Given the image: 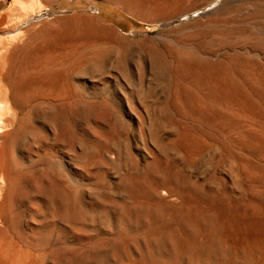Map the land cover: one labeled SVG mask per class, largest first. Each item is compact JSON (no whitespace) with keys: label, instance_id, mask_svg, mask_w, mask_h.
Here are the masks:
<instances>
[{"label":"bare ground","instance_id":"obj_1","mask_svg":"<svg viewBox=\"0 0 264 264\" xmlns=\"http://www.w3.org/2000/svg\"><path fill=\"white\" fill-rule=\"evenodd\" d=\"M20 1V4L26 2L18 0L17 4ZM44 1L46 4L43 5L38 0V5L40 3L43 9L40 5L41 11L38 9L40 12H36L37 14L35 13V8L38 6L35 3L37 2L30 1L32 5L29 4L35 9L33 15L26 21L19 22V28L16 27L14 33H10V37L8 35V38L0 39V78L7 82L10 90H7L6 85L5 89L3 85L5 82L0 84V138L5 143L1 148L3 153L1 155L4 157L1 158L4 163L0 162V164L2 163L5 167L6 179L12 176V151H15L17 143L27 135L39 134V129L43 127H38L35 131L37 123L44 125L45 122H48V125L52 124L55 129L58 125L63 124L60 120L64 119L66 126L64 133L74 140L73 132L75 133L76 130L73 131V127H75L73 124L76 122L72 123L73 120H69L73 113L71 112V115L64 113L63 115L60 112V107L64 104L66 112L76 110L78 117H90L97 108V104L91 102L92 100L90 101L87 95L92 90L100 91L105 98L101 105L105 107L111 104L116 105L122 110L124 116L136 123L135 142L143 151L142 157L145 163L140 166L137 161L139 163L137 166L134 161L130 162L129 150H131L132 141L122 142L123 139L118 141L113 138L108 132L111 124H108L106 117L97 119V123L106 128L105 131H99L96 128L98 131L94 133L87 126L93 134V142L90 145L86 143L84 145L83 139L82 142L81 140L72 141L74 145L71 143L73 147L70 146L71 151L69 152L73 153L76 158L83 161L95 160L111 168L124 170L121 180L118 181L123 203L120 200L121 204L119 203V205L121 206H117L113 203L119 199L112 198V200H116L113 203L110 199L111 206L112 204L117 206L114 207L116 214H113L117 215L118 221L107 223L111 227L114 222L112 228L116 229L117 235L113 233V238L116 235V241H112V243L109 242L111 240L109 239L107 247L91 245L88 248L89 254L82 257L80 264L98 262L103 258L102 255L115 257L118 250L120 251L118 256L126 257H129L128 252L134 250V257L125 260L127 264H161L163 262L170 264L167 261L172 263L186 261L189 264L199 261L196 263L201 264L200 260L214 261L215 264L246 262L264 264V191L255 195L256 197L252 200L235 196L236 190L240 187L255 188V191L256 188L264 190V23L256 20V17H245L236 21L235 26H227L224 23L227 27L223 24L224 27L219 26L220 28H218L214 24L207 25L208 17H203L204 14H201L199 15L201 17H187L185 22L178 23L177 30L181 32L182 37L170 34L172 32H162L153 35L151 40L145 37L136 39L124 35L114 25L106 23L100 17L85 13L64 12L59 14L53 12L49 20L41 21V25L35 26L42 19L40 17L42 13L49 11L57 0ZM103 1L151 23L177 20L179 18L177 16L187 15L189 11L204 4L201 3L204 0H190L187 4L184 2L186 0ZM23 4L20 9H17L20 13L28 8L32 9L29 7L30 5L28 8L26 7L27 2L25 6ZM34 4L36 7H33ZM224 5L219 4L211 13H216ZM15 7L13 6L12 11L16 9ZM14 12L16 17V11ZM24 13L19 16H26L27 12ZM9 18L11 19V15ZM9 23L11 25L13 21ZM20 27H28L27 35L24 33L25 31L22 32L25 28L22 30ZM251 27L260 28L262 31L255 32ZM208 29L212 36L205 38L203 33ZM20 30L22 31L20 32ZM203 40L208 45L202 44ZM132 74L135 75V80H130V77H133ZM73 78H77L79 81L77 92L80 97L71 100L72 103L68 104L69 99L62 95L72 91L69 90V83L67 85L66 80ZM112 81L117 83L114 89L116 100L111 97L106 88V83L110 84ZM7 91L13 102L20 103L30 109V114L25 116V119H16L13 112L15 109L12 110L13 113L10 111ZM18 93L26 96L17 98L16 96L20 95ZM53 94H56L55 97H50ZM98 99L99 97L96 100ZM151 103H155V106H151ZM106 109L104 111H108ZM74 113L76 112L74 111ZM105 113L107 116L109 115L107 112ZM117 113V111H113L111 116L116 117ZM122 117L121 119L124 118ZM90 120L88 123H92L96 118L91 122ZM116 122L115 125H117ZM35 123L36 125L33 126ZM111 123L114 122L111 121ZM91 125H93V130H96L94 123ZM80 136L79 134L78 137ZM82 136L87 139L85 133ZM35 137H37L36 134ZM21 143L23 147V142ZM131 152L133 153V151ZM137 157L134 156V158ZM53 162L55 163V161ZM97 162L94 164L96 165ZM19 163L21 162L19 161ZM174 164L180 165V169H178V165L177 169L174 168ZM101 166L104 165L101 164ZM57 169L55 170L57 171ZM38 171H40L39 174L37 173L38 177L51 179L49 177L54 176V171L51 168H41V170H36V172ZM29 174L31 173L29 172ZM2 176L4 177V175ZM32 176L35 177L34 174ZM56 176L58 177L57 173ZM13 182L11 183L13 184ZM20 183L22 182H19L21 189ZM36 183L34 182V184ZM56 183H51V186ZM219 184H225L227 191L218 190ZM35 188L34 193L37 188L40 189L37 185ZM106 188H104L105 191H107ZM55 189L53 191L56 193ZM67 191H64L63 198H59L63 200L60 202L62 206L56 202V200L58 201L57 194L55 196L45 191L48 194L46 199L49 198V203L52 204L51 211L55 209V202L58 204V208L61 207L58 209L61 221L63 218L70 219L79 225L94 217L95 223L100 210H97L98 216L97 213H91L86 208L87 206L79 205L80 201L83 202V198L80 197V199L76 198L79 199V202L77 201L79 204L74 205L73 195L71 196ZM101 191L103 192L102 188ZM114 191L116 193L117 190ZM17 192L19 195V191ZM39 192L41 190L37 193L40 194ZM45 192H43L44 195H41L42 198L45 196ZM95 192L97 193L98 190ZM95 192L90 191V193ZM6 193L9 194L7 190ZM5 196L6 194L4 198ZM103 196H101L102 199L105 198ZM109 196H106L107 200H109ZM76 199L74 200L76 201ZM103 202L107 203V201ZM6 203L8 202L6 201ZM40 204L37 205L40 206ZM46 204L48 203H44V205ZM107 205L110 204L107 203ZM47 207L44 209L46 210ZM105 210H101L100 215H104ZM110 210L112 209L109 208ZM45 213L48 214V212ZM45 213L43 214L45 215ZM107 214L108 212L105 215L107 216ZM109 214L111 215V213ZM55 216H58V212ZM102 217L100 219H103ZM11 222L13 223V221ZM63 222L65 223V220ZM122 223L130 231L132 228L140 227L141 233L135 232L139 236V238L137 237L138 242L131 241L133 238L127 239L126 231L128 229L125 226H123L125 235L122 229L123 232L120 231ZM90 224L92 223L90 222ZM73 225L75 224L73 223ZM101 225L103 224L101 223ZM77 229V231L80 230ZM113 229H110V232H113L111 231ZM131 236L129 235V237ZM2 237L0 236V264H26L27 262L19 254L20 252L18 253L13 248V243H10L12 247ZM238 252L242 253L241 259H238L236 255ZM77 254L75 253V255ZM71 256L68 257L73 260L74 255L73 258ZM118 256L116 258H122ZM102 261L105 263L103 259ZM65 262L72 264V261L67 258Z\"/></svg>","mask_w":264,"mask_h":264},{"label":"rangeland","instance_id":"obj_2","mask_svg":"<svg viewBox=\"0 0 264 264\" xmlns=\"http://www.w3.org/2000/svg\"><path fill=\"white\" fill-rule=\"evenodd\" d=\"M16 1L18 2V0H0V17H1L0 20L2 19L1 20V24H0V29H1V27H3L0 30V39L1 38L2 39L3 38L4 39L5 38H8V35L10 37L11 34L14 33V30H16V27L19 28L20 23L26 21L28 18H30L33 15L32 13L34 12L35 9H36L35 10V13L36 12L38 13V12L41 11L39 9V7L41 5L40 3H42L43 5L46 4L44 0H40L41 2L39 3V5H38V0L35 1L37 3H35L33 0H25L28 3V4H26V2H25L27 8L31 4V2H34L35 4H37L38 5L37 6L38 8L34 4L33 7H36V8L33 9L31 7V5H32L31 4L29 7H31L32 9H29L28 8L25 11L23 10V12H25V13L27 12V14H26V16L25 15L24 16L22 15L23 17H21V15L19 16V14H23V12L20 13L19 10H17V9H20V7H21V5L23 3L20 4L21 3V1H20L17 4ZM23 1L24 0H22V2ZM189 1L190 0H186L184 2H185V4H187V3H189ZM199 2H201V1H199ZM201 3H204V4L199 5L194 10L189 11V13L187 15H179V16H177V17H179L177 20L176 19H174V20L172 19V20H170V22L168 21L166 23H163V21L158 22V23H155V22L154 23H151V22H147L145 20H141V19L137 18L136 15H134V14H132L130 12H127L124 9H121L120 7H116V6L112 5V4H109V3H107V2H105L103 0H57L55 3L52 4V7H53V8L51 7L52 9L50 8L49 11H47L45 13H42V16H40V17H42V19L40 21H38L35 26L41 25L42 22H44L46 20H49V18L52 17V13L53 12L54 13H59V14L64 13V12L85 13V14H89V15L96 16V17H100L106 23L114 25L124 35H129L131 37H135L136 39H142V38L145 37L146 39L151 40L152 37H154L155 35H157L159 33H162V32L163 33H170V32H172L170 34H172L174 36L182 37L181 32L177 30L179 28V27H177L178 23L185 22L187 20V17H201V16H199L201 14L202 15L204 14L203 17H208V21H206V24L207 25H209V24L210 25H213L214 24V26H216L218 28L226 26L225 24H227V26H235V22L236 21H239V20H241V19H243L245 17H256L255 18L256 20L264 23V0H260V1L259 0L258 1H256V0H230V1L229 0H226V2H225V0H209V1L208 0H204V2H201ZM221 3L222 4H225V5L220 10H218L216 12L218 14H216V13L212 14L211 12L213 10H215L219 6V4L221 5ZM25 4H23V5L25 6ZM13 6H16L15 7L16 9H14V11H16V17L14 16L15 15V12L12 11ZM41 9H43V6H42ZM30 12H31V14H30ZM224 12H226V13H224ZM11 13L12 14L14 13L13 16H12ZM10 15H11V19L10 18L8 19V17ZM43 15H46V16H43ZM2 17L4 18V20H3ZM215 17H217V18H215ZM211 19H212V21H211ZM10 21H13V23H11V25L9 23ZM6 23L9 24V25H7ZM217 23H219V24L217 25ZM5 24H6V26H5ZM12 24H14L13 26L15 27V29H13L14 27H12ZM223 24H224V26H223ZM5 27H7V28L10 27V28L7 29ZM23 28H25V30H23ZM27 28L28 27H20V29L23 30V31L20 30V32L21 31L22 32L25 31L24 33H26V35H27ZM9 29H12V30H9ZM251 29L253 31H255V32H261L262 31V29L256 28V27H251ZM3 30H4V32H3ZM170 30H172V31H170ZM208 30H209L210 33L208 32ZM208 30L203 33L204 34L203 36H205V38H209V37L212 36L210 29H208ZM23 36H25V35H23ZM202 44H204L205 46L208 45L206 42H204V40L202 41ZM135 78H136L135 75H133L132 78L130 77V80H132V79L135 80ZM0 79H2L1 81H3V82L0 81L1 82L0 84H2V83L5 82V80L3 78H0ZM59 82H61V81H59ZM66 83H67V85L69 83L68 88H69L70 91L71 90L72 91L69 94H63L62 97L65 96L66 98H68L69 99L68 104H71L72 103L71 100H74V99L80 97V95L77 92L79 81H78L77 78H73V79H69L68 81L66 80ZM116 84L117 83L115 81L110 82V84L106 83L107 91L110 93V95H111L112 98L114 97L115 100H116V98L114 96L115 95V90L114 89H115V86H117ZM3 85H4V87L6 85L7 90H9L8 89L9 85L7 84V82H5V84H3ZM59 86H60V84L58 85V87ZM6 87H5V89H6ZM7 94H8L7 95L8 96L7 97L8 98V103H10L9 106L11 108L10 111L12 112V110L15 109V110H13V112L16 115V119H25L30 114V109L28 107H26V106L21 105L20 103L13 102L12 101V97L8 93V91H7ZM18 94H20V95H18ZM18 94H17L18 96H16L17 98L18 97L21 98V97H25L26 96L25 94H22V93H18ZM100 94H101L100 91H96V90L94 91V90H92L87 95V97L89 98V100L90 101L92 100L91 102H93L94 104H97V108L95 109L96 112L95 111L92 112V115H91L92 118H90L91 116L90 117H85V118L84 117H82V118L81 117H78V114H77L78 112L76 110H74L76 113H74L73 110H70V111L66 112L65 111V105L64 104H62V106L60 107L61 108L60 112H62L63 115H64V113L65 114H70L71 112L73 113L72 115L70 114L71 116H70L69 120H71V121L73 120L72 123H75L76 122L75 124H73V126L75 125V127H73V131L76 130L75 133L73 132V136L75 138L74 140H77V141L78 140L79 141L81 140V142L84 140L83 141L84 142V145H86V144L87 145H90L93 142L92 141L93 134L91 133L90 128H91L92 132H94V133L96 131H98V129H99V131L100 130H104L105 131L106 128L104 126L102 127V124L101 125L98 124L97 123V119H102L103 117H106L108 119V124H111L110 130L112 129L111 132H110V130L108 132L111 134V136L113 138H115L118 141H119V139H121V140L123 139L122 142H124V141H130V140L132 141V142L130 141L131 142V147H130L131 150H129V153H130L129 155L132 157V158L130 157V162L131 161H134L135 165H137V164L140 163V166H142L145 163V160L142 157V155H143L142 149L139 146H137L136 145V142H135V136H136V133H137V125H136V123L134 121L130 120L128 117L124 116L122 110H120L116 105L111 104L110 106H106V107L103 106V105H101L105 101V98H104V95H102V94L100 95ZM55 95L56 94L50 95V97H52V96L55 97ZM35 96L37 97L39 95H35ZM35 96H33V97H35ZM98 97H99V99L96 100ZM91 98H93V99H91ZM99 100H101V101H99ZM96 102H98V103H96ZM154 104L155 103H151L150 105L151 106H155ZM112 105H113V108L111 107ZM12 106H14V107L12 108ZM106 108H109V109H106ZM114 108H115V110H114ZM105 109L108 110V111H104ZM113 111H117L118 113H120V114H118V113L116 114L117 116L119 115L118 116L119 119H117L118 118L117 116L116 117L114 115L111 116V113ZM105 112H107L109 115L107 116ZM121 117L124 120L121 119ZM95 118H96V120H95ZM78 119H79V121H78ZM85 119H87V120H85ZM93 119L96 122L93 121ZM63 120L61 119L60 122H62L64 124V121ZM84 120H85V122H84ZM89 120H90V122L91 121H93V122L92 123H88ZM111 121H113L114 123H111ZM115 121H117L116 122L117 125H115ZM93 123L95 125L94 126V129H96V128H98V129L93 130V125H91ZM37 124L38 125H36V123L33 124V126L36 125L35 126L36 129L34 128L35 131H37V128L38 127L39 128H42L43 127L42 129H39V131H41V132L38 131V133H39L38 135H37V133H34V136L36 134L37 137L34 138L33 135L32 136L31 135H27L25 138H23L22 140H20L17 143V145L15 147V151H12L11 161L13 163H12V176L10 178H7L6 179V177H5V171H4V168L5 167H4V165H2V163L0 164V167L2 166V168H0V196H2L0 198V207H1L0 208V212H2V214H3V216H2V214H0V236L1 237L2 236L4 237L6 235L4 237L5 241L8 244L13 243V246L14 247L11 244L10 245L18 253L20 252L19 254L24 258L25 262H27L26 264H64V263L65 264H68V263L65 262L66 261V258L67 259H70V261H72V264L73 263L74 264H80V260H82V257L87 256V254H89V249L88 248H90L91 245L92 246L94 245V246H101V247H105L106 246L107 247V246H109V244H107V243L112 242V241H116V238H117L116 237L117 234L115 233L116 232V229H113L112 228V227H114V224H113L114 222L112 223L111 227L108 224L111 221H114V220H115V222L118 221V217H116L117 215H114V214H116L114 212V207L116 208L117 206H121V205H119V203L121 204V202L123 201V199H122V197L120 195V183L118 181L121 180V177L123 176L122 174H123L124 170L111 168V167H109V166H107V165H105L103 163L97 162L95 160H92V161L91 160L90 161H83L82 159H80L78 157L76 158L73 155V153L71 154L69 152V151H71L70 148L73 147V145H74V142L72 143V141H74V140H73V138L68 137L64 133L65 132V128H66L65 124L64 125L63 124H60L55 129L52 126V124L49 123V125H48V122H45L44 125H42V124L40 125V123H37ZM87 126L90 127V128H88ZM82 127H83V130H82ZM52 128H53V130H52ZM131 128H133V129H131ZM62 129H63V131H62ZM77 129H78V131H77ZM43 130H45V131H43ZM51 130L54 133L56 132L55 135H53L54 133ZM79 130H80V132H79ZM46 132L47 133L50 132V133L47 134ZM83 133H85L87 139L84 138L85 137L84 135H83L84 137L82 136ZM79 134L82 137L81 136L78 137ZM76 135H77V137H76ZM30 136L32 137V139L30 138ZM28 137H29V139H28ZM0 139H1V142H0V160L1 161L0 162H3L4 163V161H2V158H1V157H3L2 156L3 153L1 152L2 151L1 148H3V146L5 145V143H4V141H3L2 138H0ZM24 139H26V141H24ZM65 139H67V142H65ZM88 139H89V141H87ZM68 141H70V142L68 143ZM21 142H23V147L21 145L22 144ZM18 146H20V147H18ZM16 148H17V150H16ZM131 151H133V153L135 155ZM72 152H73V150H72ZM141 152H142V154H141ZM134 156L135 157L138 156V157L137 158H134ZM74 157H75V160H73ZM19 161L21 163H19ZM53 161H55V163ZM88 162H90V164H88ZM96 162H97V164H96L97 166L94 164ZM56 163H57V165H55ZM101 164L104 165L103 166L104 168L101 166ZM46 165H47V168H51L54 171V176L49 177V178L52 179V182H51V179L42 178L40 176L38 177V175H37V173L39 174L40 171L36 172V170H38V169L41 170V168L42 169H47L46 168ZM53 165H55L54 166L55 169L58 168L57 171L54 169V167H52ZM177 165L178 164H174L175 167L174 166L173 167L177 169V167L179 166L178 169H180V165H178V166ZM13 166H15V167L13 168ZM80 166H82V167L80 168ZM93 166H94V168H92ZM137 166H139V165H137ZM82 168L85 169V170H83ZM2 170H3L4 173L2 172ZM58 170L60 171V173H59ZM115 170L116 171L118 170V171L116 172ZM28 171L31 174H29ZM32 171H33V173H32ZM34 171H35V173H34ZM55 172L57 173L58 177L56 176V173ZM25 174H27V175H25ZM33 174L35 175V177L32 176ZM2 175H4V177ZM24 175H25V177H24ZM22 177H23V179H22ZM56 177H57V179H56ZM34 178H35L36 181L34 180ZM16 179L17 180L20 179V180L17 181ZM47 179H48L49 182L47 181ZM41 180L43 181V183H42ZM53 180H54V182H53ZM63 181H65V182H63ZM99 181H100V183H99ZM11 182H13V184ZM19 182H22L23 183V184L20 183L21 189L19 188ZM30 182L32 183V187H31V183ZM34 182H37V183L34 184ZM94 182H96V183H94ZM45 183H47V184H45ZM51 183H56V184H54V186H51ZM36 185L40 189L37 188V191L34 193V191L36 190V188H35ZM7 186H8V188H7ZM40 186H43V187H40ZM49 186H51V187H49ZM55 187H57L58 189L57 188L55 189ZM99 187H100V190H101V188L103 189V192L104 193L101 191L103 194L100 192ZM114 187H115V189H114ZM218 187H219L218 190L220 189L221 192L227 191V189L225 187V184H221V185L219 184ZM3 188H4V190H3ZM42 188H43V190H42ZM104 188H106L107 191H105ZM109 188H110V190H109ZM247 188L248 187H242V188L240 187V188H238L236 190V192H235V196L236 197L239 196L241 199H247V200L250 199V200H252L257 195L261 194V192L263 193V191H264V190L259 189V188L258 189L256 188V191H255V188H248V189ZM47 189H49V190H47ZM54 189H55V191H57L56 193L53 191ZM76 189L79 190V191L77 192ZM6 190H7V192H9L10 195L8 193H6ZM16 190L19 191V195H18V192ZM39 190H41L42 193L39 192L40 194H38L37 192ZM61 190H64V191H67L68 190L69 192L68 191L67 192L70 193L71 196L73 195L72 196V198H73L72 200L74 202V205L79 204V203H80L79 205H82L83 204V206H85V207L87 206L86 208L89 209L91 213L92 212L93 213H97V216H98V212H99V216H98L97 220H95V223H94V220H93L94 217L92 219H90V220L85 221V222H88L89 223V226H88V223H85V222L83 224H79L78 225L76 222H73L70 219H65L63 217H62L63 219L61 221V217L59 216L60 215V213H59L60 211H58V209L61 208V207L60 208H58V207L59 206H62V204H60V202H61L62 199H59V198H61V197L63 198L64 197V191L62 192ZM95 190L96 191L98 190V192H100V193H98V192L96 193ZM112 190L113 191L114 190H117V191H116V193H115V191L111 193L110 191H112ZM239 190H241V191H239ZM45 191H48V194H54L55 196L57 194V196H56L57 198L56 199H58V201L56 200V202L59 203V206H58L57 203L54 202L55 209H52V211H51L52 204H50L51 202L49 203V200H48L49 198L46 199L48 197V194ZM90 191L95 192V193H90ZM43 192H45V196H43V198H42L41 195H44ZM105 192H107L108 194L105 193ZM244 192H247V193H244ZM15 193H17V194L15 195ZM113 193H114L115 196L113 195ZM3 194L4 195L6 194V196H7V197L5 196L6 200H5ZM93 194H96V195H93ZM245 194H246L247 197L246 196L243 197V195H245ZM83 195H84V197H83ZM107 195H110L111 196V197L109 196V198L107 197L109 200L106 199V196ZM20 196L21 197L24 196V197L21 199ZM96 196H98V197H96ZM101 196H103L105 198L102 199ZM8 197H10V198H8ZM77 197L78 198L79 197L80 198H83V202L82 201L79 202V199L80 198L79 199H76ZM98 198L101 199V200H99ZM112 198L113 199L114 198H117L119 200L117 202H114L116 200H112ZM74 199H76V201ZM110 199L112 200V203L114 202L113 204H116L117 206L116 205L114 206L113 204L111 206ZM3 200L5 201V203H4L5 205L3 204V202H4ZM120 200H121V202H120ZM6 201L8 203H6ZM99 201H101L102 203L99 202ZM103 201H105V202L107 201V203L110 204V205H107V203L105 204ZM40 203H43V204H40ZM44 203H48V204L44 205ZM6 204H8V205H6ZM37 204H40V206L37 205ZM56 204H57V207H56ZM48 205L50 206V208H48L49 207ZM3 206H4V209H2ZM7 206H9V207L7 208ZM46 207H47V209H50V210H47V209L45 210L44 208H46ZM104 207L105 208L108 207V208H106V210H105ZM109 208L112 209V210L109 211ZM36 209L37 210L39 209L38 211H40V212H38ZM41 210H45V211H41ZM97 210H100V211L101 210H105V212L103 211L105 214L108 212V214L111 213V215L110 214L109 215L107 214V216H106L102 212L106 216L105 217L104 215H100L101 212L100 211L97 212ZM45 212H48V214L50 216L48 217V214L45 213ZM55 212H56V214L58 212V216H55L56 215ZM4 213H6V214H4ZM43 213H45V215ZM50 213H52V214H50ZM6 215H8V216H6ZM52 215H54V216H52ZM1 216H2V218H1ZM100 216L101 217L103 216L102 217L103 219H100L101 218ZM109 216H111L110 218L113 219V220H111L109 218ZM11 218H12V220H11ZM49 218H51V219L52 218H57V219H55V220L52 219L51 220ZM98 219L100 220V222H97V221H99ZM63 220H65V223L63 222ZM68 220H69L70 224H68L69 222L67 223ZM11 221H13V223ZM90 222L92 224H90ZM73 223L75 225H73ZM101 223L103 225H101ZM104 224L108 225V228H106L107 226L104 225ZM71 225H73L72 226L73 228L71 227ZM121 225H120V227H121ZM86 226H87V228H86ZM123 226H125V225L124 224L122 225V227L120 228V231L121 232L124 231L123 232V234H124L125 233V227L126 226L124 228H123ZM77 228L80 229L79 230L80 232L77 231L78 230ZM71 229H74V230H71ZM81 229H83V230L81 231ZM110 229H113V230H111L113 232H110ZM132 230L130 231L128 229L127 230L128 232L126 231V234H127L126 237H127V239H129V238L132 239L133 238V240H131L133 242H138L139 240L137 239V237L139 238V236L137 234H140L142 230L140 229V227L132 228ZM129 232H130V234H129ZM113 233L116 234L115 237H114L115 239L113 238V236H114ZM129 235H132V236L129 237ZM9 239H11V240H9ZM109 239H111V240L109 241ZM106 240H107V242H106ZM20 247H22V248H20ZM83 248H84V250H83ZM25 252H27V253H25ZM75 253L76 254L78 253L77 254L78 256L75 255ZM119 253H120V251L118 250L117 251V254H119ZM26 254H28V255H26ZM31 254H33V255H31ZM117 254H116L115 257H107L106 255H102L103 256L102 259L104 260L105 263H103V261L101 259L100 261H98V262L95 261V263L92 262L91 264H96V263L97 264H100L101 262L103 264H108V263L109 264H111V263L116 264L118 262H120L119 264H121V263L122 264H127V261H125V260L134 257V250L130 251V253L128 252L129 257H126L124 255H119L118 256ZM130 254H132L133 256L130 255ZM71 255L72 256L74 255L73 257L74 258L76 257V258L74 259ZM81 255H83V256H81ZM236 255H237L238 259H241L240 257L242 256V253L238 252V254H236ZM29 256H30V258H29ZM68 256L69 257L71 256L74 261L71 258H69ZM117 256L118 257H122V258H116ZM29 259L31 261L32 260L33 261L31 262ZM124 261H125V263H124ZM77 262H79V263H77ZM179 262H177V263L173 262L172 263V262H168L167 261V263H170V264L171 263L172 264H189V262H186V261H179ZM196 262H194V264H197L199 261L197 263ZM200 262H201V264H215L214 261L213 262L212 261L211 262H209V261L206 262V261H201L200 260ZM161 264H166V262H163ZM236 264H254V263H252V262H249V263L246 262V263H236Z\"/></svg>","mask_w":264,"mask_h":264}]
</instances>
